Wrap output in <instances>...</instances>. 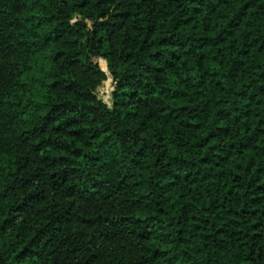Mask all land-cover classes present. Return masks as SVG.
<instances>
[{
    "label": "trees",
    "instance_id": "16d2710c",
    "mask_svg": "<svg viewBox=\"0 0 264 264\" xmlns=\"http://www.w3.org/2000/svg\"><path fill=\"white\" fill-rule=\"evenodd\" d=\"M0 264H264V0H0Z\"/></svg>",
    "mask_w": 264,
    "mask_h": 264
}]
</instances>
